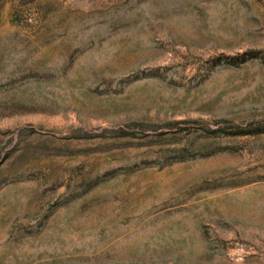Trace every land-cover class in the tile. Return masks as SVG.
<instances>
[{"label": "rangeland", "instance_id": "rangeland-1", "mask_svg": "<svg viewBox=\"0 0 264 264\" xmlns=\"http://www.w3.org/2000/svg\"><path fill=\"white\" fill-rule=\"evenodd\" d=\"M0 264H264V0H0Z\"/></svg>", "mask_w": 264, "mask_h": 264}, {"label": "trees", "instance_id": "trees-1", "mask_svg": "<svg viewBox=\"0 0 264 264\" xmlns=\"http://www.w3.org/2000/svg\"><path fill=\"white\" fill-rule=\"evenodd\" d=\"M226 135H248V134H251V132L249 131H239L237 133H233V132H228V131H225Z\"/></svg>", "mask_w": 264, "mask_h": 264}]
</instances>
